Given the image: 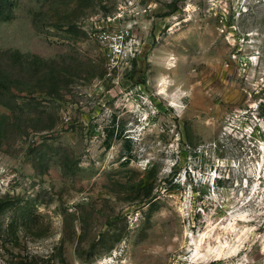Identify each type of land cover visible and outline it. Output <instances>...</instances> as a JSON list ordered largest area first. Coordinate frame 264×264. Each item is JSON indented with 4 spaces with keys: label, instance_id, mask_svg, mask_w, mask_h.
Returning a JSON list of instances; mask_svg holds the SVG:
<instances>
[{
    "label": "rangeland",
    "instance_id": "1",
    "mask_svg": "<svg viewBox=\"0 0 264 264\" xmlns=\"http://www.w3.org/2000/svg\"><path fill=\"white\" fill-rule=\"evenodd\" d=\"M263 247L264 0H0V264Z\"/></svg>",
    "mask_w": 264,
    "mask_h": 264
},
{
    "label": "bare ground",
    "instance_id": "2",
    "mask_svg": "<svg viewBox=\"0 0 264 264\" xmlns=\"http://www.w3.org/2000/svg\"><path fill=\"white\" fill-rule=\"evenodd\" d=\"M201 244V239H199L198 241ZM199 244V245H200ZM198 246V244H195ZM200 247V246H199ZM236 248H231L230 249V255L231 253H236L235 252ZM264 250V247H263ZM195 260H204V261H208L210 260V258L215 259V260H220L222 258V256L225 254L224 253V244H222L221 242H219V245L215 248L212 247H208V249L206 250L205 253L200 254L198 249L196 248V252H195ZM235 256V255H234Z\"/></svg>",
    "mask_w": 264,
    "mask_h": 264
}]
</instances>
